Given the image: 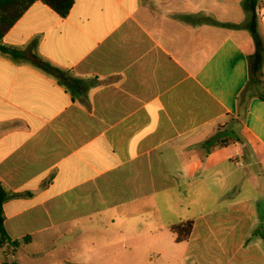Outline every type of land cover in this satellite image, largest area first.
<instances>
[{
  "label": "crops",
  "instance_id": "crops-1",
  "mask_svg": "<svg viewBox=\"0 0 264 264\" xmlns=\"http://www.w3.org/2000/svg\"><path fill=\"white\" fill-rule=\"evenodd\" d=\"M246 1L30 6L0 41L12 262L264 264V60L253 76ZM254 15L264 46V0Z\"/></svg>",
  "mask_w": 264,
  "mask_h": 264
},
{
  "label": "trees",
  "instance_id": "trees-1",
  "mask_svg": "<svg viewBox=\"0 0 264 264\" xmlns=\"http://www.w3.org/2000/svg\"><path fill=\"white\" fill-rule=\"evenodd\" d=\"M36 1H41L48 5L61 17H66L74 5V0H0V41H2L8 31ZM245 7H249L252 11V20L249 25L257 46L256 55L250 59L251 72L254 76V74H258L261 71L264 60V46L257 31L256 16L254 15V0H247ZM10 196L11 191L0 183V250L5 251V261L3 264H16L15 262H11L9 257L20 246L19 241H12L5 229L3 205ZM192 228V221L183 222L171 227L172 231L177 235L179 242L188 239ZM24 241L26 243L28 239Z\"/></svg>",
  "mask_w": 264,
  "mask_h": 264
},
{
  "label": "rangeland",
  "instance_id": "rangeland-1",
  "mask_svg": "<svg viewBox=\"0 0 264 264\" xmlns=\"http://www.w3.org/2000/svg\"><path fill=\"white\" fill-rule=\"evenodd\" d=\"M254 39V38H253ZM245 46H246V48L249 50V52H253V55L252 56H254V41H250V42H246L245 43ZM17 255H19L20 254V252L19 253H16ZM0 257H1V254H0ZM10 260H11V262H12V259L10 258ZM24 261H23V259H22V263H23Z\"/></svg>",
  "mask_w": 264,
  "mask_h": 264
}]
</instances>
